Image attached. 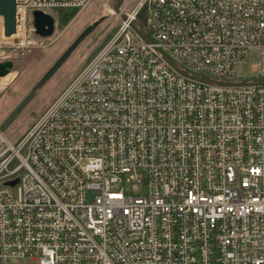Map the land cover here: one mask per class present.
Instances as JSON below:
<instances>
[{"label":"built area","instance_id":"1","mask_svg":"<svg viewBox=\"0 0 264 264\" xmlns=\"http://www.w3.org/2000/svg\"><path fill=\"white\" fill-rule=\"evenodd\" d=\"M90 1L16 0L0 62L40 45L33 10ZM126 15L16 143L0 133V264H264V0Z\"/></svg>","mask_w":264,"mask_h":264},{"label":"rangeland","instance_id":"2","mask_svg":"<svg viewBox=\"0 0 264 264\" xmlns=\"http://www.w3.org/2000/svg\"><path fill=\"white\" fill-rule=\"evenodd\" d=\"M139 1L125 0L122 11L125 13L130 12ZM113 3L114 0H91L86 7H78L77 14L65 26L59 25L55 10L60 7L70 6L55 7L49 11L56 18L55 30L51 37L41 39L39 36L32 35V38L39 42L40 45L14 50L10 47L12 40H9L10 43L1 42L6 55L13 60L14 66L11 70L13 75L9 74L0 80V123L83 28L98 17L108 14V17L75 49L4 132V135L13 143H16L61 90L116 32L121 23V18L112 12ZM256 61L257 58L253 55L249 59L248 64L239 66V75H253Z\"/></svg>","mask_w":264,"mask_h":264},{"label":"water","instance_id":"3","mask_svg":"<svg viewBox=\"0 0 264 264\" xmlns=\"http://www.w3.org/2000/svg\"><path fill=\"white\" fill-rule=\"evenodd\" d=\"M125 0H114L112 12L120 16L121 19L126 20L127 15L122 11V6ZM0 15L4 16L5 34L11 35L15 31L16 27V0H0ZM32 22L35 27V32L40 37H49L54 33L56 18L50 13L42 9H35L32 12ZM108 17L102 15L95 19L93 22L83 28V30L75 37V39L68 45V47L58 56L53 64L46 70V72L36 81L28 93L16 104V106L9 112L6 118L0 123V133L3 134L12 123L18 118L25 107L34 99L38 91L51 79V77L57 72V70L63 65L68 57L75 51V49L89 36L98 25ZM146 17L145 8L143 7L139 12V18L144 20ZM131 27L147 42H152V38L149 33H146L143 29V24L139 21H131ZM168 61L180 72L182 69L178 64L170 57H167ZM14 66L13 61L7 60L0 62V77L6 76L10 73ZM194 79L213 82L219 85H243L248 82H223L212 80L207 77L194 76ZM251 84H264V79H254Z\"/></svg>","mask_w":264,"mask_h":264},{"label":"trees","instance_id":"4","mask_svg":"<svg viewBox=\"0 0 264 264\" xmlns=\"http://www.w3.org/2000/svg\"><path fill=\"white\" fill-rule=\"evenodd\" d=\"M58 17L59 25L65 26L77 14L78 7H60L55 10Z\"/></svg>","mask_w":264,"mask_h":264}]
</instances>
